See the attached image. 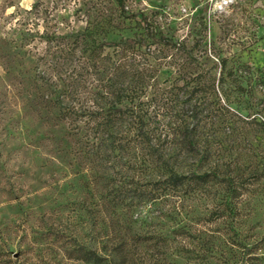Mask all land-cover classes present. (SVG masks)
I'll return each instance as SVG.
<instances>
[{"label":"rangeland","instance_id":"rangeland-1","mask_svg":"<svg viewBox=\"0 0 264 264\" xmlns=\"http://www.w3.org/2000/svg\"><path fill=\"white\" fill-rule=\"evenodd\" d=\"M122 1L130 18L114 0H0V264H84L66 255L75 242L90 241L89 226L73 216L83 194L42 166L47 130L26 79L50 77L58 36L86 27L104 52L145 28L181 44L184 52L167 51L161 63L174 60L182 77L203 71L201 94L213 115L201 131L216 180L137 209L125 260L264 264V0L222 9L214 0ZM166 76L159 73L160 87L170 86Z\"/></svg>","mask_w":264,"mask_h":264},{"label":"trees","instance_id":"trees-1","mask_svg":"<svg viewBox=\"0 0 264 264\" xmlns=\"http://www.w3.org/2000/svg\"><path fill=\"white\" fill-rule=\"evenodd\" d=\"M114 1L130 18L123 1ZM92 30L58 36L50 77L27 76L30 105L47 130L42 166L53 168L61 187L83 194L73 216L89 226L90 241L75 242L66 255L84 264H133L125 260V235L137 209L209 189L216 180L201 131L213 115L201 94L203 71L182 77L174 60L161 63L167 51L184 52L181 44L145 28L104 52L103 43L88 39ZM160 72L172 78L170 86L158 85ZM208 96H216L213 88ZM164 262L158 264H179L176 257Z\"/></svg>","mask_w":264,"mask_h":264},{"label":"built area","instance_id":"built-area-1","mask_svg":"<svg viewBox=\"0 0 264 264\" xmlns=\"http://www.w3.org/2000/svg\"><path fill=\"white\" fill-rule=\"evenodd\" d=\"M215 5H219V7H217L218 9H222L224 7L229 6L230 4H232L234 2V0H228L227 3L224 2V0H214Z\"/></svg>","mask_w":264,"mask_h":264},{"label":"clouds","instance_id":"clouds-1","mask_svg":"<svg viewBox=\"0 0 264 264\" xmlns=\"http://www.w3.org/2000/svg\"><path fill=\"white\" fill-rule=\"evenodd\" d=\"M224 2H225V3H227V2H228V0H224ZM217 7H219V5H217Z\"/></svg>","mask_w":264,"mask_h":264}]
</instances>
